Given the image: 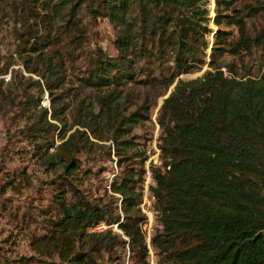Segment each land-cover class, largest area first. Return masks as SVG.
Wrapping results in <instances>:
<instances>
[{
  "label": "trees",
  "instance_id": "trees-1",
  "mask_svg": "<svg viewBox=\"0 0 264 264\" xmlns=\"http://www.w3.org/2000/svg\"><path fill=\"white\" fill-rule=\"evenodd\" d=\"M206 1L0 0V12L8 7L9 21L35 56L36 68H26L28 73L41 79L53 66L48 55L56 35L52 29L41 30L38 12L49 15L54 2L69 6V21L62 30L67 36L82 11L95 19L105 17L121 29L115 40L116 57L97 49L89 58L91 77L84 83L102 94L100 110L87 113L90 128L81 126L84 130L60 137L61 143L46 164L60 168L66 181L81 166L78 156L97 146L86 130L99 142L111 140L117 164L125 163L127 168L111 182L110 191L121 197L124 220L137 216L136 226L119 224L130 239L139 235L137 224L144 219L138 217L140 195L136 190L142 175L137 180L133 164L126 157L122 160V147L134 142L129 125L138 121L134 114L127 120L122 114L120 88L139 81L138 75L148 77L143 83L152 84L155 79L144 68L149 63L157 68L172 63L185 72L203 64L205 38L210 33ZM248 11L252 16L264 15V3L249 6ZM235 24L240 45L249 49L256 41L245 36L242 19L236 18ZM228 35L217 30L212 54L225 51L223 42ZM211 68L194 81L178 79L159 112L161 158L170 169L154 172L162 230L151 243L159 253L158 264H264V71L258 80H244L226 78L220 68ZM5 73L0 70V77ZM173 82L170 79L166 88ZM35 84L42 87L38 80ZM78 111L86 112L83 104ZM47 114L43 109V117ZM67 189L69 200L61 191L57 193L58 215L49 220L47 236L32 241V250L38 254L41 248L45 258L56 256L65 264H93L96 256L112 254L117 245L110 232L89 231L98 223L107 224L112 213L107 205L90 203L74 184Z\"/></svg>",
  "mask_w": 264,
  "mask_h": 264
},
{
  "label": "rangeland",
  "instance_id": "rangeland-1",
  "mask_svg": "<svg viewBox=\"0 0 264 264\" xmlns=\"http://www.w3.org/2000/svg\"><path fill=\"white\" fill-rule=\"evenodd\" d=\"M260 2L264 3V0H207L204 9L210 33L205 38L207 49L203 64L185 72L172 63L161 68L149 63L144 68L148 76L155 79L152 84L143 83L148 77L138 75L139 81L120 88L122 92L118 102L121 109L122 106L124 108L122 114L126 120L129 114H134L138 121L129 125L134 142L121 149L122 160L126 157L129 164H133L137 180L147 164V152H153L154 144L160 141L159 112L178 79L194 81L211 71V66L220 68L226 78H260L264 71V15L252 16L248 11L249 6ZM52 6L49 15L38 12L41 30L52 29L56 35L55 45L49 47L51 53L48 55L53 66L44 79L28 73L26 68H36L33 62L35 56L28 51L24 39L19 37L20 33L9 21L8 7L0 12V70L6 71L0 77V264H65L59 262L56 256L45 258L41 248L37 254L32 250L31 243L47 236L49 220L58 215L56 195L61 191L62 196L66 194L64 198L69 200L70 195L65 192L71 183L83 192L90 203L107 205L112 213L107 219L111 229L105 232L117 238V245L112 254L96 256L93 264H158L159 253L143 230L145 216H138L144 219L137 224L139 235L134 239L127 237L119 227V224L136 226L137 216L124 220L121 197L110 191L111 182L127 168L125 163L121 167L117 164L111 140L99 142L90 129L86 130L89 139L97 146L78 156L81 166L66 181L59 173L60 168L46 164L61 143L60 137L67 138L75 130H84L81 126L90 125L87 113L93 111L97 114L100 110L98 98L102 94H97L84 83L86 78L91 77L89 58L97 49L111 58L116 57L115 40L121 30L105 17L95 19L87 11H82L75 29H72L74 32L67 36L62 30L69 21V6H58L56 2ZM98 12H101L99 8ZM236 18L242 19L245 36L256 41L249 49L240 45ZM217 30L229 35L223 42L225 51L212 54ZM38 68L41 70L40 66ZM170 79L174 82L167 89ZM37 80L42 87L35 84ZM46 83L51 95L49 89L45 90ZM80 104L86 112L78 111ZM43 109L48 113L46 118L42 115ZM52 116H55V121ZM92 128L100 134L96 127ZM110 132H106L105 136H109ZM117 218L119 223H116ZM156 223L159 224L157 217Z\"/></svg>",
  "mask_w": 264,
  "mask_h": 264
},
{
  "label": "built area",
  "instance_id": "built-area-1",
  "mask_svg": "<svg viewBox=\"0 0 264 264\" xmlns=\"http://www.w3.org/2000/svg\"><path fill=\"white\" fill-rule=\"evenodd\" d=\"M157 143L158 144H154L153 152L152 151L147 152V155L149 156L147 160V164L142 173L141 180L136 185V190L140 195L138 200V207L141 214L145 216V219L143 220V230L150 241L152 237L156 235V233L162 230V225L160 223L159 224L156 223L157 199L154 193V189L156 187L154 172L155 170H160L164 172L165 170L170 169V166L164 167L161 158V149H160L161 141ZM110 229H111L110 225L101 222L94 225L92 228H90L89 231L91 233L100 234ZM155 229L159 231L156 232Z\"/></svg>",
  "mask_w": 264,
  "mask_h": 264
}]
</instances>
